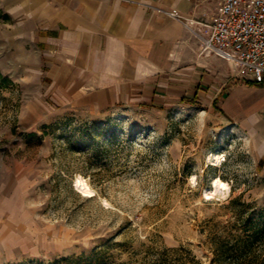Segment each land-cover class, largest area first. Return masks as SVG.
Returning a JSON list of instances; mask_svg holds the SVG:
<instances>
[{
    "label": "rangeland",
    "instance_id": "rangeland-1",
    "mask_svg": "<svg viewBox=\"0 0 264 264\" xmlns=\"http://www.w3.org/2000/svg\"><path fill=\"white\" fill-rule=\"evenodd\" d=\"M5 11L0 0V264H155L180 247L200 264H234L238 237L252 239L247 264H264V165L209 85L155 105L64 108ZM207 32L190 26L182 55L229 90L245 80L201 55ZM216 177L231 191L209 200Z\"/></svg>",
    "mask_w": 264,
    "mask_h": 264
},
{
    "label": "crops",
    "instance_id": "crops-1",
    "mask_svg": "<svg viewBox=\"0 0 264 264\" xmlns=\"http://www.w3.org/2000/svg\"><path fill=\"white\" fill-rule=\"evenodd\" d=\"M222 2L3 0L6 16L20 22L22 47L36 49L32 63L51 81L49 94L59 106L106 111L155 105L186 95L190 82L207 84L215 107L241 128L264 165V85L232 82L226 90L221 81L204 76L219 72L199 63L189 66L194 61L182 55L188 28L213 17ZM222 75L220 80L230 79Z\"/></svg>",
    "mask_w": 264,
    "mask_h": 264
},
{
    "label": "built area",
    "instance_id": "built-area-1",
    "mask_svg": "<svg viewBox=\"0 0 264 264\" xmlns=\"http://www.w3.org/2000/svg\"><path fill=\"white\" fill-rule=\"evenodd\" d=\"M198 24L208 30L202 56L225 61L234 78L264 85V0H223L209 23Z\"/></svg>",
    "mask_w": 264,
    "mask_h": 264
},
{
    "label": "trees",
    "instance_id": "trees-1",
    "mask_svg": "<svg viewBox=\"0 0 264 264\" xmlns=\"http://www.w3.org/2000/svg\"><path fill=\"white\" fill-rule=\"evenodd\" d=\"M236 243L240 246L238 251V261H235L234 264H247V258L252 252L253 243L251 237L241 238L238 237ZM230 242L225 241L222 243L223 253L228 254L230 251L229 248ZM159 259L155 264H200L197 260L196 255L185 247L172 248V249H163L159 253Z\"/></svg>",
    "mask_w": 264,
    "mask_h": 264
},
{
    "label": "bare ground",
    "instance_id": "bare-ground-1",
    "mask_svg": "<svg viewBox=\"0 0 264 264\" xmlns=\"http://www.w3.org/2000/svg\"><path fill=\"white\" fill-rule=\"evenodd\" d=\"M211 161L214 165L220 164L223 160L221 155H213ZM74 187L77 191L85 196H93V190L90 188L88 182L82 178L78 177L74 182ZM231 191L230 184L223 181L221 178L216 177L212 181V187L205 191V197L209 200L217 198L220 194L227 195Z\"/></svg>",
    "mask_w": 264,
    "mask_h": 264
}]
</instances>
